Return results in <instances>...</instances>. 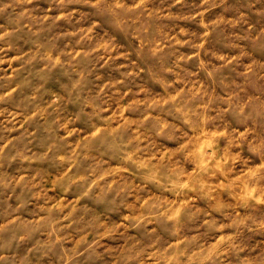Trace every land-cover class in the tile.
Returning a JSON list of instances; mask_svg holds the SVG:
<instances>
[{
  "label": "clouds",
  "instance_id": "9594fccd",
  "mask_svg": "<svg viewBox=\"0 0 264 264\" xmlns=\"http://www.w3.org/2000/svg\"><path fill=\"white\" fill-rule=\"evenodd\" d=\"M0 264H264V0H0Z\"/></svg>",
  "mask_w": 264,
  "mask_h": 264
}]
</instances>
